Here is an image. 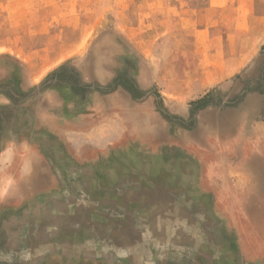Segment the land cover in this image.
<instances>
[{
  "label": "rangeland",
  "instance_id": "obj_1",
  "mask_svg": "<svg viewBox=\"0 0 264 264\" xmlns=\"http://www.w3.org/2000/svg\"><path fill=\"white\" fill-rule=\"evenodd\" d=\"M253 154L264 0H0V264H264Z\"/></svg>",
  "mask_w": 264,
  "mask_h": 264
},
{
  "label": "bare ground",
  "instance_id": "obj_2",
  "mask_svg": "<svg viewBox=\"0 0 264 264\" xmlns=\"http://www.w3.org/2000/svg\"><path fill=\"white\" fill-rule=\"evenodd\" d=\"M160 131V130H159ZM37 132V131H36ZM161 132V131H160ZM163 132V131H162ZM168 132V131H167ZM153 133V132H152ZM58 134V133H57ZM154 134H159L158 131H155ZM60 135V134H59ZM57 138V137H56ZM162 146V145H161ZM148 148V147H147ZM145 149V148H144ZM162 149L165 150V155L168 154L169 149L168 146H162ZM130 150V149H129ZM154 149H149L150 152H152ZM135 151V150H134ZM247 152V151H246ZM158 154V153H157ZM151 155V154H150ZM148 156V155H147ZM140 157V156H139ZM146 158V157H145ZM149 158V157H148ZM146 160V159H144ZM249 166L252 168V170L256 173L257 176V181L260 184V191L264 190V166H263V162L264 160L260 159V156L258 155H251L250 158H248ZM130 162V161H129ZM144 163V162H143ZM133 167V166H132ZM32 170V169H31ZM251 171V170H249ZM37 178V177H36ZM41 180V179H39ZM40 181H38L37 183H39ZM97 182V181H96ZM98 186V185H97ZM39 187V186H38ZM106 189V188H105ZM59 202V201H58ZM258 204H260V202H251L250 204H248V211L250 213V215L256 219L255 216V209L257 208ZM88 205V204H87ZM84 206V205H83ZM85 209V208H83ZM254 212V213H253ZM161 216V215H160ZM162 217V216H161ZM263 220H264V213L262 214ZM168 218V217H167ZM178 223V222H177ZM264 225V224H263ZM121 227V226H120ZM127 230V229H126ZM175 235V234H174ZM213 235V234H212ZM106 240V239H105ZM167 240V239H166ZM195 244V243H193ZM62 248V247H61Z\"/></svg>",
  "mask_w": 264,
  "mask_h": 264
}]
</instances>
